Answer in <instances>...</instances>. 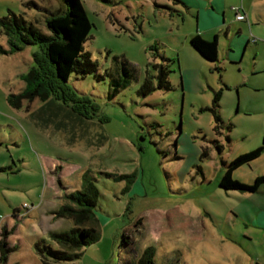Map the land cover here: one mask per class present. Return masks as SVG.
Instances as JSON below:
<instances>
[{
	"label": "rangeland",
	"instance_id": "rangeland-1",
	"mask_svg": "<svg viewBox=\"0 0 264 264\" xmlns=\"http://www.w3.org/2000/svg\"><path fill=\"white\" fill-rule=\"evenodd\" d=\"M81 1L93 25L84 48L105 80L73 74L70 85L99 105L95 119L57 110L42 126L50 114L37 95L17 107L9 101L27 88L40 46L0 55V242L12 249L4 261L0 250V264H43L37 242L73 228L57 212L88 178L101 192L100 239L74 264H139L147 251L156 264H264V212L253 195L262 196L219 186L223 162L264 137V0ZM241 7L256 20L250 29L234 21L232 9ZM66 10L62 0H0V18L12 12L46 34L47 17ZM209 11L219 19L211 30ZM196 34L206 42L217 36V64L191 46ZM0 44L7 47L5 36ZM157 54L173 62V90L143 96ZM126 64L131 82L110 101L105 74L126 79ZM217 92L225 125L218 133ZM263 175L264 153L233 179L250 185ZM123 234L131 249L122 247Z\"/></svg>",
	"mask_w": 264,
	"mask_h": 264
},
{
	"label": "trees",
	"instance_id": "trees-1",
	"mask_svg": "<svg viewBox=\"0 0 264 264\" xmlns=\"http://www.w3.org/2000/svg\"><path fill=\"white\" fill-rule=\"evenodd\" d=\"M62 1L66 4L67 10L64 14L47 17L48 34L27 22L23 16H17L12 12L0 18V37L5 36L7 39V47L0 44V55L11 56L35 45H39L42 50L41 59H36V67L27 76V88L18 95H12L9 99L10 103L17 107V102L21 99L29 95L35 97L37 95L50 114L49 118L42 120V126H47V123L56 116L54 111L57 110L70 109L89 120L95 119L100 111L99 105L88 96L78 94L70 85V79L73 74H76L81 77L93 75L98 81L105 80L104 76L99 75L97 62L84 48L85 43L91 37L93 25L82 1ZM174 1L178 2V0ZM190 44L208 62L212 64L219 62L217 36L213 41L206 42L196 34L190 38ZM150 50L157 51L156 45L151 46ZM156 57L159 58V63L152 64L139 90L143 96H149L157 90H173L170 82V75L173 72L172 60L162 54H157ZM128 67L129 65L126 64L124 69L126 79L105 74L110 78L108 92L110 101H113L122 90L129 86L132 77H130ZM220 101L221 92H217L211 109L216 122L214 131L217 133L221 127L225 126L220 114ZM226 127L229 131L231 130V126ZM227 141L231 142L229 136H227ZM263 153L264 137L261 146L257 149L242 154L229 163L223 162L224 172L219 180L220 188L227 193H258L264 186V175L257 177L252 184L248 185L234 180L233 173L259 159ZM202 155H205L204 151ZM106 176L110 177V174ZM87 181V186H84L82 191L67 195L69 203L57 212L59 217L69 219L73 223V228L66 232H52L49 241L43 239L37 242L36 250L43 264H74L83 258L86 248L99 241L97 203L101 192L94 181L90 178ZM19 211L20 209H16L15 213ZM121 245L131 249L134 242L123 234ZM8 246L7 241L0 242L3 261L12 251ZM139 264H156L153 254L150 251L145 252Z\"/></svg>",
	"mask_w": 264,
	"mask_h": 264
},
{
	"label": "crops",
	"instance_id": "crops-1",
	"mask_svg": "<svg viewBox=\"0 0 264 264\" xmlns=\"http://www.w3.org/2000/svg\"><path fill=\"white\" fill-rule=\"evenodd\" d=\"M201 1V0H200ZM180 2V1H179ZM186 4V3H185ZM211 5H212V7H213V3H211ZM246 14V13H245ZM209 15H210V17L213 19V21H214V26L212 27V28H208V29H215L217 26H218V24H219V19L218 18H216L215 16H213L212 14H211V11H209ZM204 16L201 14V12L198 14V19H199V22L202 20V18H203ZM246 17H247V20L246 21H243V22H237L235 19H234V21H235V23H244V24H246V26L250 29L251 27H253V26H255L256 25V20L254 19V17H252V15H251V11L249 10V12H247V14H246ZM223 24H225V22H223ZM239 35L240 34H242V29H240L239 30V33H238ZM215 38V37H214ZM252 40V39H251ZM252 42H254V43H256V41H252ZM248 43L250 44L251 43V41H248ZM179 68H180V65H179ZM257 194H260L262 197H256L255 195H253L254 197H255V199L257 198L258 199V201H259V205H260V207H261V211H263L264 212V186L260 189V191L258 192V193H256V195ZM259 227H263L264 228V215L262 216V217H260V222H259Z\"/></svg>",
	"mask_w": 264,
	"mask_h": 264
},
{
	"label": "built area",
	"instance_id": "built-area-1",
	"mask_svg": "<svg viewBox=\"0 0 264 264\" xmlns=\"http://www.w3.org/2000/svg\"><path fill=\"white\" fill-rule=\"evenodd\" d=\"M235 13V20L237 22H243L247 20L246 14L243 10V8H237V9H232Z\"/></svg>",
	"mask_w": 264,
	"mask_h": 264
}]
</instances>
